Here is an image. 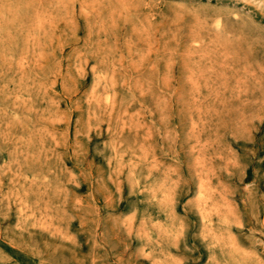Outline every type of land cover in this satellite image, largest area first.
<instances>
[{
  "label": "rangeland",
  "instance_id": "374dc122",
  "mask_svg": "<svg viewBox=\"0 0 264 264\" xmlns=\"http://www.w3.org/2000/svg\"><path fill=\"white\" fill-rule=\"evenodd\" d=\"M0 264H264V0H0Z\"/></svg>",
  "mask_w": 264,
  "mask_h": 264
},
{
  "label": "bare ground",
  "instance_id": "6f19581e",
  "mask_svg": "<svg viewBox=\"0 0 264 264\" xmlns=\"http://www.w3.org/2000/svg\"><path fill=\"white\" fill-rule=\"evenodd\" d=\"M167 198V197H166ZM248 254V253H247Z\"/></svg>",
  "mask_w": 264,
  "mask_h": 264
}]
</instances>
